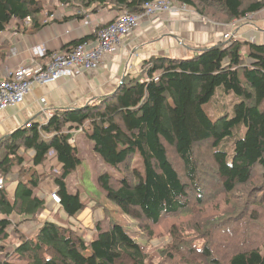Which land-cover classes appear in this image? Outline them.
Instances as JSON below:
<instances>
[{"label": "trees", "instance_id": "16d2710c", "mask_svg": "<svg viewBox=\"0 0 264 264\" xmlns=\"http://www.w3.org/2000/svg\"><path fill=\"white\" fill-rule=\"evenodd\" d=\"M42 1L0 0V32L11 24L20 32L27 23L41 28ZM57 1L120 16L141 15L155 0ZM173 1L219 23L264 10V0ZM103 27L65 50L93 41ZM197 51L190 58L153 56L94 104L56 110L46 122L29 123L0 141V175L5 179L16 169L18 182L13 198L0 190V264H147L146 246L123 225L96 223L90 241L74 227L72 219L86 208L66 182L81 164L77 137L114 170L102 171L96 187L136 222L146 241L171 221L155 264H264V45L232 39ZM4 53L0 44V65ZM228 98L230 111L223 110ZM218 103L223 111L212 115ZM51 156L60 168L47 176L65 219L45 220L27 238L9 217L36 219L45 210L37 191L47 176L40 179L36 167ZM218 198L224 207L206 216L209 205L220 208ZM182 216L187 222H178Z\"/></svg>", "mask_w": 264, "mask_h": 264}, {"label": "crops", "instance_id": "0c3cea01", "mask_svg": "<svg viewBox=\"0 0 264 264\" xmlns=\"http://www.w3.org/2000/svg\"><path fill=\"white\" fill-rule=\"evenodd\" d=\"M42 2L44 11L41 14V28L33 29L27 23V30L20 32L15 31L14 25L11 24L8 30L0 35V44L5 49V60L0 65V80L28 64L32 59L30 50L33 47L43 45L48 53L63 51L73 41L92 36L98 27L106 25L115 17L103 8H82L80 11L76 5H63L57 0ZM81 12V17H78ZM245 23L231 30L235 35L234 39L264 45V10L254 14L252 19ZM227 31L228 25L204 21L203 17L194 12L179 16L158 14L143 17L137 27L116 46L112 54L102 57L100 67L81 72L74 78L36 87L25 97L22 104L0 111V141L20 128H27L29 123L46 122L56 110L94 104L99 98L114 91L125 76H136L142 62L153 56L190 58L198 49L221 43V36ZM41 61L47 62V59ZM79 149L82 155L80 145ZM31 155L29 151L27 156L30 158ZM24 164L30 165V162ZM47 177L51 178L48 180ZM47 177L41 181L37 191V196L45 199V210L36 219H21L16 215L9 217L13 227L24 237H33L45 220L57 222L56 219H65L64 214V217L60 213H57V216L53 214L57 205L52 202L51 194L55 192L56 187L53 177ZM17 184V170L14 169L5 177L4 188L10 198H13ZM104 211H109L105 204L95 201L94 205H86V208L72 219L74 227L78 228L79 235L85 241L92 240L95 224L106 220ZM13 238H16V235Z\"/></svg>", "mask_w": 264, "mask_h": 264}, {"label": "built area", "instance_id": "2783aa9c", "mask_svg": "<svg viewBox=\"0 0 264 264\" xmlns=\"http://www.w3.org/2000/svg\"><path fill=\"white\" fill-rule=\"evenodd\" d=\"M185 13H193V10L186 4L173 0H155L143 5V14L141 15H114L112 21L97 31L93 41L77 45L69 51L48 53L43 45L33 47L30 50L32 57L30 62L0 80V111L6 107L22 104L25 97L36 87L48 86L61 79L74 78L81 72L100 67L102 57L112 54L116 46L137 27L143 17L158 14L179 16ZM253 15H248L242 20H234L230 27H234L241 21L251 20ZM203 20L209 21L206 18ZM2 33L0 32V35ZM234 37L235 35L231 31H227L222 34L221 42L227 43ZM46 53L50 56L47 62H42L40 58ZM42 103H44L43 100ZM4 185L5 179L0 175V190L4 188ZM51 200L55 204L59 203L55 192L51 194Z\"/></svg>", "mask_w": 264, "mask_h": 264}, {"label": "rangeland", "instance_id": "374dc122", "mask_svg": "<svg viewBox=\"0 0 264 264\" xmlns=\"http://www.w3.org/2000/svg\"><path fill=\"white\" fill-rule=\"evenodd\" d=\"M208 20H210L211 22H215V23H219L217 22V18H206ZM233 21L228 22V23H220V24H224V25H228V30L229 32L235 27H237V25H241V24H246L245 21H241L239 24L235 25L234 27H230V25L232 24ZM227 33V32H225ZM221 41V40H220ZM231 99H227L225 100V108L223 110H227L230 111L231 110ZM222 108V105L218 104H214V106H212L210 108V112L213 115L212 111L216 114L218 112V109ZM227 108V109H226ZM223 110H220L217 114L222 113ZM82 140H84V142L82 143ZM76 141H78L80 147L82 148V155H81V164L77 167V169L71 173L69 175V177L67 178V189L70 193H76L78 192L80 199L86 203V205L88 206H92L94 205V202H100L102 201L103 204H105V208L109 211H104V215H105V223L107 224V222L109 220H112L113 222H117L120 225H123V227L128 231V233L136 239V241L140 244H143L146 246V249L149 253V260L147 262V264H155V250L157 247H161L162 245H164V243L167 241H169V237L166 235L165 229L167 227V224H169L171 221L167 220L164 223L163 227H158L156 229L155 236L151 239H149L148 241L145 240V238L143 237V235H141L140 230L138 229L136 222L132 221L131 219L127 218L126 216L120 215L119 214V210L118 208L113 204L108 202L107 200H105L99 189H97L96 187V179L97 176L105 170H109V171H114L113 169H111L109 166L107 167V165H105L96 155L95 153L92 151L91 149V145L90 142L87 141L81 137H77ZM228 146H226L227 148ZM137 157H135L136 159ZM60 168V164L56 161L55 158L53 157H49L47 158L42 165H39L36 167V170L38 172L39 178L43 179L44 177L47 176L48 172L52 169L53 171H57ZM49 178L51 177H47V179L49 180ZM232 200H236V197L234 196L232 198ZM94 201L92 204H89L90 202ZM217 204H219L220 208L219 209H215L214 206L209 205L207 208L204 209L205 211V215L209 216V215H214V216H218L219 212L218 210L222 209L223 206V200L221 198H218L215 200ZM85 212V211H84ZM58 213V209L56 208V210L54 209L53 214H57ZM60 215L62 217H64L63 213L60 212ZM104 218V216L102 215V219ZM187 216H182L180 217V219L178 220V222H187ZM263 226H264V217L261 220ZM160 230H163V234L158 232ZM226 234V233H225ZM218 235H220L223 239L228 240V239H234V238H229L228 236L226 237L225 235H221L220 233H218ZM224 241V240H223ZM226 242V241H225ZM198 244L200 245V242H198ZM222 244V243H221Z\"/></svg>", "mask_w": 264, "mask_h": 264}, {"label": "bare ground", "instance_id": "6f19581e", "mask_svg": "<svg viewBox=\"0 0 264 264\" xmlns=\"http://www.w3.org/2000/svg\"><path fill=\"white\" fill-rule=\"evenodd\" d=\"M89 40H91V39H89Z\"/></svg>", "mask_w": 264, "mask_h": 264}]
</instances>
